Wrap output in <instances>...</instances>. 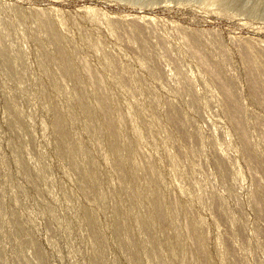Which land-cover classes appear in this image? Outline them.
<instances>
[{
    "label": "rangeland",
    "instance_id": "obj_1",
    "mask_svg": "<svg viewBox=\"0 0 264 264\" xmlns=\"http://www.w3.org/2000/svg\"><path fill=\"white\" fill-rule=\"evenodd\" d=\"M0 264H264V0H0Z\"/></svg>",
    "mask_w": 264,
    "mask_h": 264
},
{
    "label": "bare ground",
    "instance_id": "obj_2",
    "mask_svg": "<svg viewBox=\"0 0 264 264\" xmlns=\"http://www.w3.org/2000/svg\"><path fill=\"white\" fill-rule=\"evenodd\" d=\"M155 194V193H154ZM157 195V194H156ZM156 199H157V197H156ZM155 200V199H154Z\"/></svg>",
    "mask_w": 264,
    "mask_h": 264
}]
</instances>
